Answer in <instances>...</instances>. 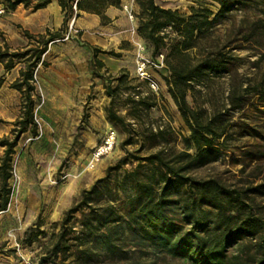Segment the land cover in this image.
I'll return each mask as SVG.
<instances>
[{"label":"trees","instance_id":"16d2710c","mask_svg":"<svg viewBox=\"0 0 264 264\" xmlns=\"http://www.w3.org/2000/svg\"><path fill=\"white\" fill-rule=\"evenodd\" d=\"M50 1L0 0V4L8 11L19 4L37 10ZM57 1L64 13L63 28L59 32H47L46 39L43 34L35 37L24 31L30 40L40 38L37 42L42 47L25 52L10 51L7 45L0 47V64L5 70L14 68L20 60L25 63V68L19 71V77L11 85L24 96L22 116L15 123L18 128L12 129V139L0 138V146L4 147L0 158V211L5 210L10 202L12 188L9 181L19 136L27 131L36 134L33 120L35 103L31 98L33 70L38 63H43L41 55L46 44L59 38L68 20L72 16L76 18L80 10L93 12L106 22L101 8L121 6V0ZM196 1L198 7H191V13L186 15L161 7L155 0H137L140 8L137 32L152 46L154 58L163 55L161 50L166 46L163 32L169 29L176 34L167 46L163 62L170 73L165 78L168 94L190 131L188 136H182L183 149L167 153L162 148L147 156L136 157L139 163L124 174L123 217L116 216L117 208L111 203L114 199L102 207L98 185L104 179L84 191L79 202L63 218L49 255L41 258L38 264H53L51 259L68 251L72 246L70 241L78 239L76 247L85 255L82 261L87 264L93 259V250L114 264L130 260L131 250L140 247L187 264H264V177L259 183L251 181L238 186L228 185L218 178H199L192 174L231 150L227 145V135L233 125L238 127V136L255 140L243 145V162H255V168L261 170L260 164L264 162V119L258 117L249 123L245 116L250 108L264 114V68L259 66L264 61V0H216L218 8L215 12L205 7L201 0ZM250 9H258L261 16L252 19L241 17L237 27L239 37L233 39L237 42L234 47H231L233 40L230 39L214 46L211 44L213 30L233 11ZM205 44L211 47L202 53L200 50ZM246 46L262 47L260 56L252 63L253 72L248 75L237 69L243 65L244 56L233 53V50H242ZM193 50L197 52L192 55ZM210 74L227 76V94L224 112L204 111V115L189 105L187 94L193 90L192 83L200 82ZM2 83L0 78V87ZM107 93L111 95L113 90L108 89ZM150 106L152 104L146 105L147 108ZM231 112H238L236 121L230 122L231 118H226ZM111 119L123 123L118 115L113 114ZM143 162H146V171H141ZM99 209L110 210L116 217L106 219ZM77 212L81 213V236L78 239L68 237L73 231L70 221ZM79 260L76 258L69 264H78ZM134 264L152 262L138 260Z\"/></svg>","mask_w":264,"mask_h":264},{"label":"rangeland","instance_id":"374dc122","mask_svg":"<svg viewBox=\"0 0 264 264\" xmlns=\"http://www.w3.org/2000/svg\"><path fill=\"white\" fill-rule=\"evenodd\" d=\"M201 2L213 12L218 8L216 0H201ZM155 3L186 15L191 13V7H198L196 0H155ZM118 8L121 9V6ZM0 9H3V13L0 14L3 16L7 10L3 4H0ZM133 9L135 11L133 20L136 24L135 33L129 28L128 38L120 41L108 39V42L112 44L104 47V50L93 49L94 56L103 57L108 61L107 63L94 56L86 61L85 66L69 64L62 60L54 69L58 73L57 76L52 78L46 70L47 66L54 56L67 55L68 50L62 46L61 49L51 50L50 44L56 41L46 44L45 52L41 55L43 63H38L33 70L34 91L31 92V98L35 103L33 120L37 127L36 134L33 135L28 131L20 134L24 136L19 149L41 139L46 126L52 140L55 133L59 138L57 142L62 148L63 157L61 171L47 172L43 178L42 173L38 174L33 171L31 176L27 174L24 182H21L18 177L11 194L10 207L0 213L2 215L10 209L14 212L10 214L9 222L5 225L4 235L1 237L0 234V264H38L41 258L48 256L61 230V223L67 211L74 207L84 191L91 189L94 184L98 183V180L104 179L98 185L102 207L105 208V203L114 199L111 203L117 208L116 216L123 217L125 213L122 190L125 189L124 174L139 163L136 157L147 156L162 148L167 150V153L183 149L182 136H188L190 131L168 94L165 78L170 73L166 63L163 62L164 66L152 73L159 86L157 91L151 90L145 81L135 76L138 46H144L143 55L145 57L154 58V54L149 42L140 37L137 32L140 20L137 0H134ZM101 10L104 12L103 8ZM243 16L252 19L261 14L258 9H250L246 12L233 11L221 25L213 30L210 37L211 44L214 46L225 43L228 39H238L237 27ZM2 25L6 24L0 20V47L7 45L10 51L17 52L42 47L37 42L40 38L30 40L24 32L22 33L24 41L8 38V33L1 28ZM163 33L166 36V46L161 52L166 57L167 46L173 42L176 34L169 29ZM43 35L47 39L46 33ZM60 43L63 42L55 44L60 45ZM231 43V47H234L237 42L233 40ZM116 46L121 50H117ZM210 47V44H205L200 51L206 53ZM261 51L260 46H246L242 50H233L234 54L244 56L243 65L237 67L238 72L247 75L253 72L252 63L258 59ZM195 52L197 51L193 50L192 55ZM29 53L32 55V52ZM259 66L264 68V61ZM24 68L25 63L22 60L10 70H5L0 64V78L3 79L0 89L3 92L9 89L14 90L13 97L8 95L3 97L12 100L0 112V125H5L8 129L7 135H2L0 138L12 139L14 136L12 129L18 128L15 123L22 116L24 96L11 85L19 77V71ZM192 86L193 90L187 94L190 106L204 115H206L204 111L224 112L227 94L225 74H210L200 82L192 83ZM108 89L113 90L111 95H108ZM147 104H152V106L147 108ZM249 110L248 115L245 116L249 123L258 117V119H264V114L256 113L253 108ZM113 114L120 116L123 123L113 121L111 119ZM238 116V112H231L226 115V118H231V122L236 121ZM109 130H113L116 134L114 148L109 154L95 162L92 169H88L87 165L94 148ZM238 135V127L231 126L227 135V145L231 147V150L225 152L219 160L194 170L192 174L199 178H218L228 185L239 186L251 181L259 183L264 177V162L260 164L261 170H259L255 168V162L245 163L241 156L243 145L255 140ZM30 137L32 139L26 142ZM19 149L14 150L13 158H18ZM142 166L141 171H146V162H143ZM69 169L76 171H68ZM72 172L77 174L78 178L73 180ZM32 178L37 180L36 185L39 187L36 192L30 191V179ZM31 194H35L41 200L39 213L33 214L34 217L30 216L31 209L28 207ZM91 197L94 199L95 196ZM93 205L96 204L93 203ZM98 211L106 219L116 217L110 210L99 209ZM80 218V212L74 214L70 221L73 231L68 237L74 236L78 239L81 236ZM78 241L79 239L71 240V248L51 259V262L69 264L79 258L81 261L79 260L78 264H87L82 261L85 255L79 253L76 247ZM91 255L93 259L88 264H111L96 250H93ZM129 257L130 260H122L114 264H134L138 260L152 262V264H187L180 259H172L165 254L154 253L143 247L132 249Z\"/></svg>","mask_w":264,"mask_h":264},{"label":"crops","instance_id":"0c3cea01","mask_svg":"<svg viewBox=\"0 0 264 264\" xmlns=\"http://www.w3.org/2000/svg\"><path fill=\"white\" fill-rule=\"evenodd\" d=\"M81 13V14H80ZM106 17V22H102L100 16L93 13L80 10L79 15L76 17L74 23L79 30L78 34L72 38V40L65 41L63 43L50 44L51 50H58L62 47L68 50L67 55L54 56L52 61L47 66V72L49 77L55 78L57 72L54 70L57 65L63 60L69 64H78L85 66L86 61L94 56L93 49L104 50V47L111 45L108 39L113 40H124L129 37L128 30L132 29L133 33L136 31V24L134 21H130L125 12L120 8L108 5L103 12ZM0 20L6 25H2L1 28L8 33V38L24 41L22 33L24 31L31 35L45 34L47 32L56 33L63 28L64 13L57 0H51L45 7L33 10L31 8L24 7L23 4L17 5L13 10H7V12L0 16ZM74 39V40H73ZM79 40V41H78ZM80 44L81 46H79ZM62 46V47H61ZM117 50H121L116 46ZM102 62H108L103 57L94 56ZM14 96V90L9 89L8 91H2L0 89V112L3 111L7 103L11 102L8 99H4V96ZM8 129L5 125H0V136L7 135ZM27 135V133L25 134ZM54 134L53 140L48 135V129L45 126L43 136L38 141H33L26 145L24 148H20L21 139L24 135L20 136L14 150L19 149L18 158L15 164L19 180L24 182L27 174L32 175L33 171L42 173L43 176L47 172L61 171L62 164V148L59 144V138ZM58 139V140H57ZM55 144H53V143ZM59 146L57 147V145ZM4 153V147L0 146V158ZM31 171V173H29ZM68 171H76L69 169ZM74 179L78 178L77 174L71 173ZM30 191L36 192L39 187L36 185V179H30ZM11 183V180L9 181ZM43 184H46L43 182ZM29 199L28 207H30V216L34 217L33 214H38L41 206V200L36 195L31 194ZM12 209L8 212L0 215V234L1 237L5 230V225L9 222L10 214H13Z\"/></svg>","mask_w":264,"mask_h":264},{"label":"built area","instance_id":"2783aa9c","mask_svg":"<svg viewBox=\"0 0 264 264\" xmlns=\"http://www.w3.org/2000/svg\"><path fill=\"white\" fill-rule=\"evenodd\" d=\"M133 5H134V0H121V10L125 12L127 18L130 21H133L135 18V11L133 9ZM73 8L74 9L76 8L75 4H73ZM2 13H3V9H0V14ZM75 19H76L75 16H72L68 20L64 32L61 34L59 38L55 39L54 41L65 42V41L72 39L78 34L79 30L75 26V23H74ZM143 51H144V46L139 45L138 51L136 54L135 76L139 80L145 81L151 90L157 91L159 89V86L157 82L154 80L152 73L153 71L160 69L164 66L163 55L159 54L158 57L156 58H148L143 55ZM35 120L37 121L36 118ZM31 139H32L31 137L28 138L26 142H28ZM115 143H116V134L113 130H109L105 134L101 142L98 144V146L94 148L91 159L87 165V168L92 169L94 167L95 162H97L103 156L109 154L114 148ZM16 161L17 159L13 158L12 163L14 164L12 166L11 179H10L11 180L10 186L12 188V191L14 190V187L18 181V174L15 169ZM9 207H10V202L8 203L6 209H8ZM5 210H2V211H5ZM2 211H0V213ZM44 264H51V263L48 262Z\"/></svg>","mask_w":264,"mask_h":264}]
</instances>
